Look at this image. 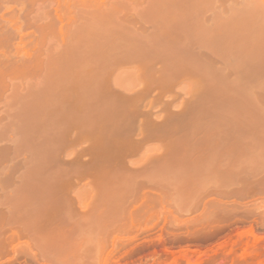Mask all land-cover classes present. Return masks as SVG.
Wrapping results in <instances>:
<instances>
[{
    "label": "rangeland",
    "instance_id": "374dc122",
    "mask_svg": "<svg viewBox=\"0 0 264 264\" xmlns=\"http://www.w3.org/2000/svg\"><path fill=\"white\" fill-rule=\"evenodd\" d=\"M0 264H264V0H0Z\"/></svg>",
    "mask_w": 264,
    "mask_h": 264
},
{
    "label": "bare ground",
    "instance_id": "6f19581e",
    "mask_svg": "<svg viewBox=\"0 0 264 264\" xmlns=\"http://www.w3.org/2000/svg\"><path fill=\"white\" fill-rule=\"evenodd\" d=\"M85 94V93H84Z\"/></svg>",
    "mask_w": 264,
    "mask_h": 264
}]
</instances>
